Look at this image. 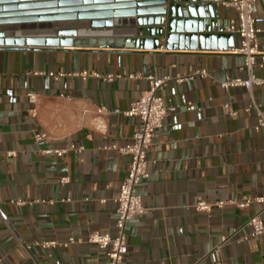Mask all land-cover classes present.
Listing matches in <instances>:
<instances>
[{"label": "crops", "instance_id": "1", "mask_svg": "<svg viewBox=\"0 0 264 264\" xmlns=\"http://www.w3.org/2000/svg\"><path fill=\"white\" fill-rule=\"evenodd\" d=\"M227 1L216 2L219 28L237 16ZM258 11L264 14V0ZM159 27L167 31V23L152 20L108 27L135 28L138 38L151 41L137 48L132 42L0 46V264H105V252L95 244L42 243L95 231L115 234L114 199L130 156L112 146L132 141L139 119L124 112L148 88L146 79L131 75H190L199 69L211 77L173 80L162 92L169 111L148 154L151 175L136 189L146 210L128 224L129 254L122 264H216L221 254L229 264H264V233L248 237L247 225L263 204L232 203L264 195V129L257 131L255 111L245 110L251 103L247 89L220 86L227 77L247 78L244 57L233 47L180 48L176 42L169 49L166 36L151 31ZM172 31L186 29L176 24ZM260 40L264 49V35ZM256 73L264 77V68ZM29 93L36 94L35 102ZM253 95L264 107V85ZM55 150L65 152H48ZM200 201L227 203L202 212L196 209ZM224 236L229 239L219 253L215 247Z\"/></svg>", "mask_w": 264, "mask_h": 264}, {"label": "water", "instance_id": "2", "mask_svg": "<svg viewBox=\"0 0 264 264\" xmlns=\"http://www.w3.org/2000/svg\"><path fill=\"white\" fill-rule=\"evenodd\" d=\"M218 1L220 0H0V46L125 47L127 42H132L137 48L150 44L151 41L138 38L135 28L108 27H118L123 22L136 25L152 20L160 26L167 23V31L164 27L151 31H157L159 37L165 35L169 49L176 42L180 48L191 46L193 49H227L235 46V35L224 32L223 27H217ZM121 14L128 18H119ZM166 14L169 16L167 21ZM151 15L154 17H150ZM176 24L183 25L186 31L173 33L172 26ZM126 31L135 34L127 39L116 38ZM111 32L116 36H110ZM159 40L160 38H156L154 41L156 48L159 47Z\"/></svg>", "mask_w": 264, "mask_h": 264}, {"label": "built area", "instance_id": "3", "mask_svg": "<svg viewBox=\"0 0 264 264\" xmlns=\"http://www.w3.org/2000/svg\"><path fill=\"white\" fill-rule=\"evenodd\" d=\"M261 0H229L225 5L234 9L237 13L236 18L230 19L225 31L238 34L240 37V45L231 49L232 52L241 54L244 57V69H246L247 78L227 77L220 81V86L224 89L231 87H244L250 94L251 103L245 109L247 112L255 111L256 124L255 129L260 131L264 129V107L258 103L253 95V91L257 86L264 85V77L256 73L257 68H264V49L261 46L260 37L264 35V14L258 11ZM54 75V73H50ZM204 78L211 77V73L207 69H199L190 75L178 74L176 76L164 75L156 77L153 74L131 75L132 78H144L148 82V88L142 92L141 96L135 101L126 116H135L139 119V127L133 135L132 141L125 146L113 145L112 148L117 149L121 154L130 156V167L123 179L119 194L114 201L117 203V218L115 221V234L110 232L95 231L90 233L86 238L68 237L65 241H46L42 243L44 248L62 245L68 247L74 243H91L103 250L106 255L105 264H122L126 256L129 254L128 246V224L131 219L146 210L143 204L142 196L137 192V186L143 181L149 179L151 173L149 170V151L154 144L158 130L164 125V120L168 114L163 90L170 81L175 80L178 83L193 79L195 76ZM55 76V75H54ZM111 79V77H109ZM30 101L35 102L37 96L35 93L28 94ZM227 108L228 105H225ZM102 111L109 112L108 109L102 107ZM115 112H120L115 110ZM38 140L44 138L43 134L37 135ZM62 155L64 150L48 151ZM264 168V165H263ZM68 177H63V182H68ZM104 201V200H103ZM227 202L219 201L211 204L206 201H200L196 204V209L202 212H210L213 206L223 207ZM238 208H245L252 203L263 204V207L252 215L247 221V225L251 228L248 237H257L264 233V195L257 196L253 199H247L244 202L232 201ZM229 237L224 236L222 241L216 245L215 249L221 253L223 245L228 241ZM97 264V263H95ZM216 264H229L222 256Z\"/></svg>", "mask_w": 264, "mask_h": 264}]
</instances>
